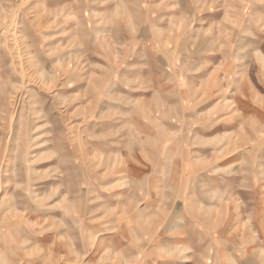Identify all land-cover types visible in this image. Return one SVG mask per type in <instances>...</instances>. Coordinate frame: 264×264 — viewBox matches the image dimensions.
I'll list each match as a JSON object with an SVG mask.
<instances>
[{
	"label": "rangeland",
	"instance_id": "1",
	"mask_svg": "<svg viewBox=\"0 0 264 264\" xmlns=\"http://www.w3.org/2000/svg\"><path fill=\"white\" fill-rule=\"evenodd\" d=\"M260 223L264 0H0V264H264Z\"/></svg>",
	"mask_w": 264,
	"mask_h": 264
},
{
	"label": "crops",
	"instance_id": "2",
	"mask_svg": "<svg viewBox=\"0 0 264 264\" xmlns=\"http://www.w3.org/2000/svg\"><path fill=\"white\" fill-rule=\"evenodd\" d=\"M236 173H237V171H235ZM250 173V169H248L247 170V175L244 177L245 179H247L249 176H248V174ZM244 182V181H243ZM241 183L240 184V186H246V183L244 182V183ZM236 207V206H235ZM235 210H236V208H235ZM235 210H233V219H232V221H240V219H239V217H238V211H235ZM235 224V227H234V230H233V233L234 234H237L238 233V231H239V229H240V227L242 226L245 230H247L248 229V227H250V226H252V223H242L240 226L238 225V223H234ZM261 224V226H262V229H263V233H264V223H260ZM245 230H244V232H245ZM261 254H263V253H261ZM260 254V255H261Z\"/></svg>",
	"mask_w": 264,
	"mask_h": 264
},
{
	"label": "bare ground",
	"instance_id": "3",
	"mask_svg": "<svg viewBox=\"0 0 264 264\" xmlns=\"http://www.w3.org/2000/svg\"><path fill=\"white\" fill-rule=\"evenodd\" d=\"M235 221V220H234Z\"/></svg>",
	"mask_w": 264,
	"mask_h": 264
}]
</instances>
